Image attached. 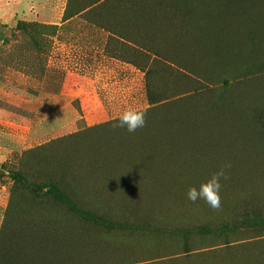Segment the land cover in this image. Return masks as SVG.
<instances>
[{"label": "rangeland", "instance_id": "rangeland-1", "mask_svg": "<svg viewBox=\"0 0 264 264\" xmlns=\"http://www.w3.org/2000/svg\"><path fill=\"white\" fill-rule=\"evenodd\" d=\"M184 2L103 7L150 9L136 13V26L141 40L152 35L157 56L137 54L82 18L58 29L0 22V264H264V75L239 93L229 76L170 65L169 58L198 66L186 56ZM147 67L155 105L146 96ZM234 95L242 96L239 112L228 109ZM128 104L155 106L145 119L165 135L113 127ZM114 130L130 144L136 133L137 155L107 152L101 139ZM217 136L230 148L211 140ZM89 151L112 168L83 165ZM226 163L219 209L187 198L189 186ZM82 166L78 181L73 172ZM108 174L113 194L101 189ZM46 185L64 189L89 215L53 199Z\"/></svg>", "mask_w": 264, "mask_h": 264}, {"label": "trees", "instance_id": "trees-1", "mask_svg": "<svg viewBox=\"0 0 264 264\" xmlns=\"http://www.w3.org/2000/svg\"><path fill=\"white\" fill-rule=\"evenodd\" d=\"M109 1L111 0H83L81 6L78 8H69V4L73 0H68V6L64 9L62 21L82 18L108 32L109 35L115 36L137 54H152L157 56L159 52L155 49V41L152 35L150 34L151 39L141 40L136 26V13H140V16L144 12L150 15L151 10L147 8H103ZM115 9L118 10L117 14L114 13ZM180 11L186 15V56L191 61H197L198 66L185 65L169 58L172 60L168 61L170 65L176 66L179 70L195 74L197 73L195 69H198L200 74H197L202 76L204 74L200 71L205 74L229 76L232 79L231 84L234 85L235 92L239 90V93L242 91L245 93L248 86L253 87V84H249V80L253 79V77L264 75V64H261L262 66L256 64L257 61L264 62V0H186ZM126 12L130 14L129 17H127ZM109 16L111 18L110 21ZM113 16L115 17L113 18ZM112 20H116L118 26L110 25L109 23ZM19 23L25 24L22 20H18L17 24ZM32 26L34 28L50 26L55 29L59 27L57 24H44L41 22L33 23ZM125 28H129L130 30L126 33ZM131 62L139 66L134 60H131ZM255 66L259 67L256 68ZM139 68L144 70L143 66H139ZM152 72L153 70L147 67L144 74L146 77V96L148 102L150 105H155L160 100L155 98V92L150 85L149 76ZM200 80L202 79L200 78ZM202 81L205 80L203 79ZM233 102L234 107L228 109H234V111L239 112V107L235 105L239 106L241 104L242 96L234 95ZM232 103L228 101L227 105L232 106ZM152 108H149V110H152ZM252 118L255 119L254 116ZM260 118L261 115H259L258 120ZM166 121L169 123V118ZM147 126H151L155 134L165 135L166 133V131L160 132V129L156 130L153 125L146 121L144 127ZM122 130L128 134L132 133L128 132L126 128H122ZM106 132L103 134L101 141L108 145L105 148L107 152L119 155H137L139 148L136 144L138 138L136 133L141 134L139 129L136 130L134 138L130 140L134 145L130 144L129 139L121 138V135L116 130ZM211 140H214L215 143L220 140L222 145L228 149L230 148L225 143L227 139L224 137L217 136ZM117 157L118 155L114 160ZM84 159L87 162H83V165L90 166V169L96 172L112 168L109 165L112 163L111 160L99 157L93 151H89L88 158ZM68 160V158L63 159L66 168H68L67 165H70ZM86 171L87 169L83 168V166L76 167L73 175L78 181H81L85 178ZM122 180L121 183L127 182L126 177L122 178ZM86 182L80 183L83 185V189L88 191L90 187ZM100 182L103 184V187H101L103 192H110L112 194L115 192L114 175L108 174ZM46 186L50 189L53 199L64 204L69 210L84 216L89 215L80 209L64 189L51 185ZM199 230L203 233H210L211 231L204 227L199 228ZM186 253H188V250H186Z\"/></svg>", "mask_w": 264, "mask_h": 264}, {"label": "clouds", "instance_id": "clouds-1", "mask_svg": "<svg viewBox=\"0 0 264 264\" xmlns=\"http://www.w3.org/2000/svg\"><path fill=\"white\" fill-rule=\"evenodd\" d=\"M148 109L145 106L128 104L114 118L116 123L113 127L126 128L128 132H135L139 128L145 126ZM230 163L222 165L217 171L211 173L199 187L189 186L187 190V198L196 202L203 199L211 208L219 209L221 203V179H227L226 169L230 168Z\"/></svg>", "mask_w": 264, "mask_h": 264}, {"label": "crops", "instance_id": "crops-1", "mask_svg": "<svg viewBox=\"0 0 264 264\" xmlns=\"http://www.w3.org/2000/svg\"><path fill=\"white\" fill-rule=\"evenodd\" d=\"M68 0H0V22L13 27L18 20L61 26Z\"/></svg>", "mask_w": 264, "mask_h": 264}, {"label": "bare ground", "instance_id": "bare-ground-1", "mask_svg": "<svg viewBox=\"0 0 264 264\" xmlns=\"http://www.w3.org/2000/svg\"><path fill=\"white\" fill-rule=\"evenodd\" d=\"M213 145V144H212ZM208 166V165H207ZM222 180V179H221Z\"/></svg>", "mask_w": 264, "mask_h": 264}]
</instances>
